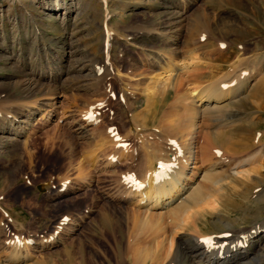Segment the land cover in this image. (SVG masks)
Here are the masks:
<instances>
[{
	"label": "rangeland",
	"instance_id": "374dc122",
	"mask_svg": "<svg viewBox=\"0 0 264 264\" xmlns=\"http://www.w3.org/2000/svg\"><path fill=\"white\" fill-rule=\"evenodd\" d=\"M170 1L174 0H0V113L18 111L20 119L14 128L20 131L17 139L12 137L5 144L2 136L12 135L7 128L10 118L0 116V264L5 263L10 250L7 240L16 236L30 240L31 256L24 264H147L135 263L137 248L147 246L152 257L155 248L169 247L167 237L173 236L177 242L179 237L188 241L192 235L215 234L213 237L232 242L239 231L264 225V0H196L190 10H181L184 19L165 22L168 15L160 12ZM107 28L112 30L111 73L99 85L81 80L87 70L75 73L73 67L80 58L93 57L99 62L97 67L103 63ZM162 30L179 38L177 49L163 41ZM203 31L207 43L204 35L199 38ZM221 40L228 44L226 49ZM157 52L167 56L168 64L180 60L187 66L175 70L174 82L168 84L178 88L181 80L182 87L162 99L160 110L152 105L161 99L164 79L170 76L165 67L151 64L154 58L148 60ZM233 67L238 69L232 72ZM91 69L93 73L95 69ZM236 71L251 73L254 78L249 88L256 91L253 97L244 94L230 101L231 109L223 118L227 126L221 129L220 142L226 144L231 136H237L236 149L224 158L213 157L211 143L203 135L214 124L201 118L197 141L203 156L197 167L187 171L191 184L192 180L209 184L202 174L220 166L219 173L212 170L207 175L222 179L220 189H215L202 210L192 213L194 225L185 232L175 230L170 218L158 224L136 220L138 213L144 212L138 211L142 209L134 204L135 198L123 201L117 184L120 173L137 174L140 166L136 163L150 160L148 142L156 149L175 146L165 142L180 139L174 118L183 115L191 103L186 99L184 104V90L205 87L222 76L232 78ZM28 76L40 83L39 91L27 90L26 82L33 81ZM99 101L102 103L97 105ZM165 106L172 115L162 114ZM88 109H95L98 120L85 126L83 115L91 114ZM25 118H30L31 125L21 129ZM135 124L146 125L143 137L133 133ZM109 126L123 135L122 141L129 146L125 159L113 166L106 165L107 155L118 143L109 142ZM201 131L204 134L200 136ZM242 138L248 144L240 147L236 143ZM259 148L261 153L249 163L231 168L230 161L228 165V159L239 160ZM132 149L138 152L137 162ZM161 158L171 159L166 154ZM244 168L252 173L243 174ZM173 205L165 211H152L172 214ZM223 232L230 233L229 237L221 235ZM53 233L58 241L52 244L55 238L47 243L46 237ZM263 246L259 250L264 253ZM186 256L179 251L165 264H189Z\"/></svg>",
	"mask_w": 264,
	"mask_h": 264
},
{
	"label": "bare ground",
	"instance_id": "6f19581e",
	"mask_svg": "<svg viewBox=\"0 0 264 264\" xmlns=\"http://www.w3.org/2000/svg\"><path fill=\"white\" fill-rule=\"evenodd\" d=\"M194 2H196V0H187V1H183V2H181L179 0L170 1L167 3V5L164 4V6H166V10H164L162 12L159 11V12H160V14L164 13L165 15H168L165 22H170V21L174 22L180 18L184 19L183 18L184 15L182 14L181 10L183 8L190 10L193 7V5H195V4H193ZM56 7H58V6H56ZM68 7L69 6H65V9H68ZM55 9H59V8H55ZM197 11H198V9H195L194 14H196ZM78 13H79V11H78ZM169 24H171V23H169ZM167 28H173V27H167ZM105 31H106L107 35H105V45L106 46H105L104 51H102V61H103L102 64L103 65L101 64L99 67H97V65H99V62L98 63H97V61L95 62L96 59H93V57L92 58L89 57L88 59H86L84 61L80 60L81 58L80 59L78 58L79 59V61H77L78 66L73 67V71L76 69L75 73H80L83 70H87L85 72V75L83 74V76H81V80H87L88 81V79H90L94 83L98 84V83H100L101 80L104 81V79L111 73L110 67L112 65L110 66V54L112 51V38L110 36V31H112V30L107 28V29H105ZM73 32L74 31H72V33ZM157 32H158V30L156 31V33ZM72 33H71V35H73ZM169 33H170V35H169ZM159 34L163 36V41L165 43H167L170 48H173L174 45L176 46L174 48H176V49L178 48V43H179L178 39L179 38L177 39L174 36V34L171 33L169 30L168 31L162 30V31H160ZM203 35L205 36V39H206L205 43H207L208 42V36L205 33V31H203V33L201 32L199 34V38L202 37ZM109 37H110V39H109ZM221 41H222V43L221 42L220 43L224 47L223 49H226L228 44L225 43V41H223V40H221ZM69 48H70V46H69ZM69 54H71V52ZM151 56L152 57H150V56L148 57L149 61L153 60L151 58H154V60L151 62V64H154L155 66H161L163 68L165 67V69H166L165 71H166L167 75L170 76L167 80L164 79V81H166V83L164 84L165 86H164V89L162 90L161 99L156 101L157 105H155L156 102H154L152 105V106H157L158 110H160V108L164 105V102L162 99L165 96L167 97L168 95L173 94L174 92H176V94H177V92H178L177 90H179L182 87V81L178 80V79H176V80L179 81L177 83V86L179 89L174 88L173 84H170V83L168 84L169 81L174 82L173 78L175 79V77H173V74L176 73L175 70L186 68L187 66L184 63L180 62V60L173 62V64H168L167 56L162 55L158 52H157V55H156V53H152ZM80 61H82V62H80ZM248 61H251V59H248ZM241 63H242V61H241ZM248 63H249V67H250V62H248ZM237 64H238V62H237ZM244 64H246V63H244ZM75 65H73V66H75ZM232 65H233V63H232ZM241 66L242 65H240V67ZM251 66H252V64H251ZM91 67L95 69L93 73H92ZM236 67L231 68L232 72H234L233 69ZM100 68L102 69L101 73L98 72V70ZM238 68H239V65H238ZM238 68H236V69H238ZM250 68H251L250 72L252 73L253 68L252 67H250ZM250 68H249V70H250ZM254 70H256V69H254ZM254 72L255 71H253V73ZM251 73L245 74L244 72L239 71L236 74H234V76L232 77L233 79L231 78V76H227L226 78H223V76H222L221 79L214 80V82H212L210 85H207L205 87H200V88L199 87H190L189 91H187L188 89L184 90V92L182 93V96L184 97V101H185L184 104H186V99L187 100L190 99L191 103L189 106H186L183 109L184 112L183 113L181 112L183 115L180 114L178 117H176V119L174 118V120H177V121H175L177 124V125L175 124V126L178 127L179 132L181 134V136L178 134L180 139L175 137L176 140L170 139V140H167L165 142V144L168 143L170 146H172V144H173L172 141H175L177 144H173L175 146L174 147L172 146V148H170L168 150L166 148V147H169L168 145H166V147L164 145H160L158 147V149H156L154 147L151 148V144L148 142L147 153L150 157V160H148V161L145 158V159H142V160L137 162L136 158L138 157V152L135 153L134 152L135 149L131 150L132 151L131 155H133L135 157L134 161L137 162L136 165L139 164L140 171H138L137 174H133L130 171H123L122 173H120L119 182L117 184L121 186V189H120L121 192L119 191L120 194L121 193L124 194V195L122 194L125 197V199L123 201H127V200L135 198L136 200H135L134 204H136L139 208L142 209V210H140L137 208L138 211L144 212L142 215L140 213H138L137 216H139V218H136V220L141 221V223H143V224H148V223H154L155 224V222L157 221L156 224H158V222H161L163 219L167 220L168 218H170V222L173 224L174 229L175 230L178 229L180 233L183 232L184 229H187L190 225H192V224L194 225V221H190V217L192 216V213L195 211L198 212V210H202V208H204L203 207L204 202L206 203V201H208L209 197L212 196V194L215 193L216 190H219L220 186H222V184H221L222 179L220 177H218V175L214 176V177H210V176L208 177L207 176L210 173H213L212 170L214 171V173H219L221 171L220 166L209 168L208 169L209 171L206 170L202 174V178L208 179L209 184L208 183H203V184L197 183L196 184L195 180L194 181L192 180L193 184H191L190 180H189L191 177L189 174H187L188 169H190L191 167H197L196 163H198L203 156V155H199V147L200 146H198V141H197L198 132H199V128H200V119L201 118H207L208 120H211L212 123L214 124L213 128L211 130L209 129L210 132H205V134H204L201 131V133L199 134L200 136L204 134L203 137L206 139V141L209 144L211 143L210 145L213 148V150H211V152H213L212 156L224 158V156L227 153H233L236 149L235 148V141L238 139L237 136H231L230 137L231 140H229V142L226 144L220 142V135L221 134L224 135V131H223V133H221L222 132L221 129L224 128L225 126H227V123L223 122V118L225 117L226 111L228 109H231V105L229 103L230 101L236 100V99L240 98L241 96H243L244 94H247V95L249 94L251 97H253L256 94V91L254 92V90H252L253 87L249 88L250 81L254 78V77H252ZM99 74H101V75H99ZM25 75H28V74L26 73ZM198 76H200V78L203 77L201 75H198ZM53 77H52V79H53ZM27 78L29 80H33V79H31L32 76H31V78H29V76ZM39 84L40 83L37 82L36 80L26 82L27 90L30 92H37L40 89V87L38 86ZM47 91H50V93L53 92V90L49 89V88ZM133 92H135V90ZM177 99L175 101H177ZM195 101L197 103H195ZM100 103H102V102L99 101L97 103V105H99ZM97 105H95L96 108H98ZM36 106H38V105H36ZM39 107H41V106H39ZM94 110L88 109V111H87V112H91V114H93V115H91V114L89 115L88 113L83 115L85 117L84 121L86 122V123H84L85 126L88 124H93L98 120L97 115H94ZM161 112H162V114H168L169 116L172 115L171 110H167L166 106L162 108ZM17 113H18V111L12 113L13 114L12 118L10 117V115H12V114H9L6 112L0 113V116H2V118H10L7 128H8V131H10L9 133L12 135L2 136L1 141H3L4 143L6 142V140H7V143L8 142L10 143L12 141V139H11L12 137L17 139V136L20 133V131L16 132L14 130V128L17 126L16 121L20 120L19 117L16 116ZM166 120H168V119H166ZM228 121H229V119H228ZM23 122H24V125L21 129H25L31 125L30 118L23 119ZM163 122H164V120H163ZM183 122H185V124H183ZM167 123H168V121H167ZM232 123H234V122H232ZM169 125L172 126V124H169ZM145 126H146L145 124H139L136 127V124H135V127L133 128V133H135L136 136L143 137V131L144 130H142V129L145 128ZM164 128H165V125H164ZM170 128H173V126ZM181 128L183 130H181ZM184 129H185V131H184ZM168 130H170V129H168ZM171 131L173 134L174 129H172ZM182 131L184 133H182ZM168 133H169V131H168ZM13 134H15V136ZM117 134H118V139H113V137L110 136L109 133L107 134L108 140H109V142L112 143V145L115 144V142H117L118 145H120V146L117 147L118 146L117 144L115 146H113L114 151L108 153L107 160L108 159L109 160L107 161L106 165L108 164V165L113 166L115 164H120L121 160L125 159V155H128V153H129V146L123 145V144L127 145V143H124V141H122L123 135H121L117 130L114 131L113 135H117ZM172 134H169V135L171 136ZM260 135H261V133H259L257 137H259ZM165 137H167V136H165ZM182 138H183V140H182ZM149 139H151V138H149ZM226 139H227V137H226ZM143 140L147 141L148 137H144ZM239 141H241V143H236V145L241 144L240 147L246 146L248 144V143H245L247 141V139H245V138L239 139ZM142 144L140 145L141 148H142ZM160 147H164V150ZM123 148H125L124 151H123ZM261 150H262V148H259V149L255 150L254 153L251 155H249L247 153L248 154L247 157H243L239 160L232 159V156H231L230 159H232V160L228 159V161H229V162L227 161L228 165H230V161H231V163H232L231 166L233 165L231 168L239 167V165L243 166L245 163L246 164L249 163L256 156H258V154L261 153ZM120 151H122V152H120ZM124 152H125V154L123 155ZM164 154H166L168 157H171V159L159 160V159H162L161 156ZM122 155H123V157H122ZM119 158H120V161H119ZM128 158H129V156H128ZM118 161H119V163H116ZM208 161H209V159H208ZM157 162H158V164H156ZM178 162L180 163V167L175 169L174 163H178ZM126 163H130V162H126ZM224 163H226V161ZM191 164H193V166H190ZM205 164H207V163H205ZM161 165H163V166H161ZM146 166L149 168V172H147L148 168L146 169ZM241 171L245 175L252 173L251 170L250 171L248 170V168H244ZM129 174H131V176H132L131 178L128 177ZM197 185L205 187L206 189L202 190V188L197 187ZM131 201H133V200H131ZM172 204H174L173 206H175L174 207L175 209L172 208L173 209L172 214L161 215L159 213H156V211H152L154 209H160V210L163 209V211H165V209H169L168 207H170ZM117 205H118V203H117ZM196 219H194V220H196ZM196 221H199V220H196ZM173 226H171V227H173ZM263 226L264 225H262V226L259 225V226L253 227L251 229H248L247 231H239L238 235L235 236V241L233 240L232 242L222 240V238L217 237V236L216 237H208L209 235H206V234L201 235V237L199 235H198L199 237H195L194 235H192L193 239L191 238L188 241L185 240L184 238L179 237L177 242L179 244L184 245L183 249L179 248L178 243L174 241L173 236H171V238L167 237L168 243L170 242L169 247L167 249H165L164 246H161L159 248H155V251H154L155 254L153 253L154 255L152 257H149V249L147 246L137 248V252H136L137 257H135V260H136L135 263L148 262L147 264H165L166 261L170 262L175 256L177 257V254H179V251H181V252L186 253V255H187L186 260L189 264H260L261 261L264 260V253L261 252L262 249H261V251L259 250V248L260 247L262 248V246L264 245V227ZM62 227H61V229H62ZM175 233H177V232L175 231ZM185 236H187V235L185 234ZM206 238H208V240L210 241L209 243L204 242V240ZM42 239L44 240V237H42ZM46 239H48V240L46 241ZM46 239L44 241H46L47 243H50L49 240L52 241L55 239V242H51L52 244L56 243L58 241V239L54 233L48 235L46 237ZM219 239L221 241H219ZM29 242H30V240L28 238L22 240L19 236H16L15 238H11V239L7 240L6 245L10 248V250H8L9 251L8 255L6 257H4L5 263H3V264H24V262H26L28 257L31 256V254H29L30 248H31V247L29 248V246H30ZM175 245H176V247H175ZM174 247H175V249H174ZM263 248H264V246H263ZM148 259H151V260L147 261Z\"/></svg>",
	"mask_w": 264,
	"mask_h": 264
},
{
	"label": "snow or ice",
	"instance_id": "6c2138e0",
	"mask_svg": "<svg viewBox=\"0 0 264 264\" xmlns=\"http://www.w3.org/2000/svg\"><path fill=\"white\" fill-rule=\"evenodd\" d=\"M161 166H163V165H161ZM204 242H205V243H209L210 241L206 238V239L204 240Z\"/></svg>",
	"mask_w": 264,
	"mask_h": 264
}]
</instances>
